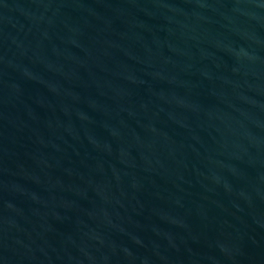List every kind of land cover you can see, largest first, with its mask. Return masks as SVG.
Masks as SVG:
<instances>
[{
	"label": "water",
	"instance_id": "water-1",
	"mask_svg": "<svg viewBox=\"0 0 264 264\" xmlns=\"http://www.w3.org/2000/svg\"><path fill=\"white\" fill-rule=\"evenodd\" d=\"M0 264H264V0H0Z\"/></svg>",
	"mask_w": 264,
	"mask_h": 264
}]
</instances>
